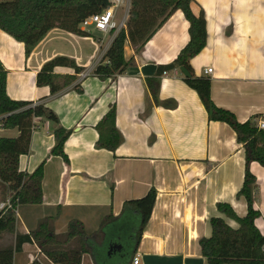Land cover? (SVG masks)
Wrapping results in <instances>:
<instances>
[{
    "label": "crops",
    "instance_id": "crops-1",
    "mask_svg": "<svg viewBox=\"0 0 264 264\" xmlns=\"http://www.w3.org/2000/svg\"><path fill=\"white\" fill-rule=\"evenodd\" d=\"M129 9L130 0L127 9L116 11L115 22L125 15L127 21ZM191 10L203 12L207 34L204 49L190 60L192 75L209 78L212 103L231 112L238 123L264 120V0H193ZM188 29L183 14L176 11L139 51L126 43L129 65L106 81L92 73L111 35L91 30L89 36H78L55 28L26 55L23 44L0 31L7 96L44 105L58 119V125L33 120L29 153L19 157L18 169L32 174L42 165V203L17 207L14 233L0 236V249L14 247L17 234L29 235L45 218L53 220L56 234L64 233L71 221L81 222L88 235H96L92 244L100 246V227L118 219L125 202L154 189L151 216L127 264L135 255L138 264H206L198 241L210 237L211 217L224 218L216 204L228 203L239 217L246 214L243 198L236 196L245 161L235 133L225 123L208 120L179 70L158 75V68L172 63L188 43ZM56 57L68 58L84 71L51 95L48 87L36 86V75ZM209 68L213 72L205 76ZM54 74L75 75L66 67L56 68ZM150 82L157 87L155 100ZM111 108L122 137L114 152L96 148L95 127ZM57 127L70 132L63 147L68 165L51 155ZM17 136V129H0V138ZM250 171L256 178L254 207L260 213L255 225L264 233V167L252 163ZM33 261L52 264L34 243L23 244L14 254L13 264ZM81 264L95 263L84 254Z\"/></svg>",
    "mask_w": 264,
    "mask_h": 264
},
{
    "label": "trees",
    "instance_id": "trees-1",
    "mask_svg": "<svg viewBox=\"0 0 264 264\" xmlns=\"http://www.w3.org/2000/svg\"><path fill=\"white\" fill-rule=\"evenodd\" d=\"M193 0H130V9L125 28L120 30L105 52L102 61L94 67L93 76L101 81L122 74L129 62L124 58L126 43L139 51L147 41L162 27L176 11H180L189 24V41L179 52L175 60L158 68V75L167 71L184 68L189 77L184 83L195 91L204 106L208 120L228 125L236 135L238 143L244 149V178L238 198L246 204V214L239 217L228 203H217L216 209L225 219L236 224L229 226L222 217H211L209 225L211 235L198 241L201 255L206 264H264V233H261L255 221L260 213L254 207L253 191L256 178L250 171L252 163L264 167V132L254 122L238 123L234 115L216 107L210 98V80L207 77H194L190 60L198 55L206 45V21L203 12L194 14L191 10ZM108 5L107 0H0V31L24 45L25 54L52 29H60L78 36H89L79 29L81 22L100 13ZM58 67L74 70V76L54 74ZM84 69L65 57H56L42 66L36 75L37 87H48L54 95L76 80V75ZM7 71L0 62V129H17L16 138H0V183L11 192L12 208L18 206H38L42 203L43 168L39 166L32 174L22 173L18 169V160L29 153L33 120L43 118L58 125L54 113L41 104L11 100L6 93ZM156 84V83H155ZM156 85L150 82L154 100ZM116 110L111 108L98 122L97 149L114 152L121 144L122 137L115 127ZM70 132L62 127L54 131L55 145L52 156L62 158L68 165L63 147ZM156 200V191L150 189L142 198L124 203L122 214L104 224V240L100 246L93 245L83 224L71 221L67 230L56 234L53 220H40L29 235L15 237V246L0 249V264H13L14 254L20 252L25 243H34L41 254L52 264H81L84 254H90L95 264H111V259L127 264L147 224ZM14 213L6 211L0 214V236L13 234ZM114 246L120 250L110 249ZM30 264H40L33 261Z\"/></svg>",
    "mask_w": 264,
    "mask_h": 264
},
{
    "label": "built area",
    "instance_id": "built-area-1",
    "mask_svg": "<svg viewBox=\"0 0 264 264\" xmlns=\"http://www.w3.org/2000/svg\"><path fill=\"white\" fill-rule=\"evenodd\" d=\"M108 5L107 7L101 11L100 13L91 15L87 18H85L80 26L79 29L82 32L89 33L91 29L105 34V35H111V39L108 45L111 44L115 36L119 33L120 30L125 28L126 24V15L123 17V19L120 21V23H116L114 20L116 11L124 7L127 9L129 7V0H107ZM106 52V51H105ZM213 72V69L209 68L204 71L205 76L211 75ZM164 76L167 75L166 72L163 73ZM81 77H84L85 74H81ZM258 129L264 130V120H259L258 122H255ZM11 198H8L6 201L0 203V214H4L6 211H11L14 213V217L17 216V208H12ZM139 262V256L135 255L132 259V264H138Z\"/></svg>",
    "mask_w": 264,
    "mask_h": 264
},
{
    "label": "rangeland",
    "instance_id": "rangeland-1",
    "mask_svg": "<svg viewBox=\"0 0 264 264\" xmlns=\"http://www.w3.org/2000/svg\"><path fill=\"white\" fill-rule=\"evenodd\" d=\"M91 30L93 32H95V33H98L97 31H95L93 29H91ZM7 190H8V188L5 185H3V184L0 183V202H4V201H6L8 199V191ZM104 226L105 225H102L100 227V229H99V234L101 235L99 241H97L99 244H102V242L104 240V236L105 235H103L104 233H102V232H104V229H103ZM89 235H90V238L93 241H96V235L94 233L92 234L91 231H90ZM117 263L118 264H124V262L123 261H120V260L117 261ZM111 264H115V259L114 258L111 259Z\"/></svg>",
    "mask_w": 264,
    "mask_h": 264
},
{
    "label": "water",
    "instance_id": "water-1",
    "mask_svg": "<svg viewBox=\"0 0 264 264\" xmlns=\"http://www.w3.org/2000/svg\"><path fill=\"white\" fill-rule=\"evenodd\" d=\"M179 71L181 72L183 77H189V73L184 68H180ZM113 250H120V247L114 246L110 249V252H112Z\"/></svg>",
    "mask_w": 264,
    "mask_h": 264
}]
</instances>
